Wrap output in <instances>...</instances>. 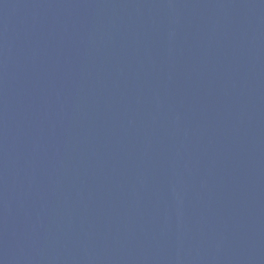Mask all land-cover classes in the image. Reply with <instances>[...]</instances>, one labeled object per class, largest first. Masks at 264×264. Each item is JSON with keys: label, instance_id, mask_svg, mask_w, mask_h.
<instances>
[{"label": "water", "instance_id": "95a60500", "mask_svg": "<svg viewBox=\"0 0 264 264\" xmlns=\"http://www.w3.org/2000/svg\"><path fill=\"white\" fill-rule=\"evenodd\" d=\"M0 264H264V0H0Z\"/></svg>", "mask_w": 264, "mask_h": 264}]
</instances>
